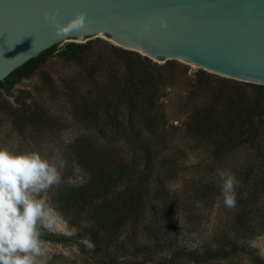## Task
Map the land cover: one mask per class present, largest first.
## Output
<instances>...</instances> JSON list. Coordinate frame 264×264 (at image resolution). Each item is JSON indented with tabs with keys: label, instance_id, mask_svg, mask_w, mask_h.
I'll list each match as a JSON object with an SVG mask.
<instances>
[{
	"label": "trees",
	"instance_id": "obj_1",
	"mask_svg": "<svg viewBox=\"0 0 264 264\" xmlns=\"http://www.w3.org/2000/svg\"><path fill=\"white\" fill-rule=\"evenodd\" d=\"M96 43L101 44L97 65L87 59L93 54L91 51ZM57 49L58 44L17 68L0 81V89L12 96L15 85L34 74ZM65 49L63 53H67L68 59L87 65L86 81L92 85L86 98L72 104L73 111H80L78 115L73 114L75 122L84 123V134L81 141L78 140L83 153L78 151V160L88 177L79 186L63 188L53 201L70 225L80 229V234L45 233L44 240L76 243L85 251L87 244L79 239L88 236L107 262L116 259L112 247L122 236V244L128 243L132 248L139 247L143 235L145 242L168 243V227L175 221L173 218L181 202L189 204L192 201L191 195L185 196L169 186L180 173L179 154L184 147L206 149L219 160L244 146L256 150L257 154L251 155L254 158L249 157L246 168L240 171L245 176L246 188L236 187L235 222L232 229L224 233L228 243L223 240L215 251L225 253L236 248L238 240L241 241L240 229L249 237L263 232L264 227L257 231L249 218L258 213L264 222V194H261L264 192L263 84L227 82L228 94L211 86L215 94L194 105L184 127L187 142L179 147L176 144L178 125L170 123L161 111V98L168 86L167 76L170 80L172 76L168 69L176 70L182 64L167 60L161 65L146 55L98 37L86 42L71 41ZM201 71L202 77L209 75L207 70ZM199 83L194 96L210 86L201 78ZM243 84L254 87L251 95ZM45 108L39 103L36 107L27 104L16 108V113L19 112L17 126L24 129L29 124L58 130L62 121L48 115ZM103 138L111 140L113 146L100 144L98 148L96 144ZM122 146L127 153L121 152ZM91 147L97 148V152L85 154ZM132 154L134 157L130 158ZM257 159L259 161H254ZM190 180L194 188L195 183L203 179ZM208 184L202 185L208 187ZM202 185L195 186L199 190L205 188ZM212 253L214 251L209 250L205 255ZM149 258L153 261V257Z\"/></svg>",
	"mask_w": 264,
	"mask_h": 264
},
{
	"label": "rangeland",
	"instance_id": "obj_2",
	"mask_svg": "<svg viewBox=\"0 0 264 264\" xmlns=\"http://www.w3.org/2000/svg\"><path fill=\"white\" fill-rule=\"evenodd\" d=\"M98 38L117 45L108 35L102 34ZM69 42L71 41L59 43L55 54L42 67L15 85L12 96L6 95L0 89V147H6L16 153L36 151L57 166L61 173V183L41 194V198L48 201L54 208H56L53 203L54 197L61 194L63 188L79 186L88 177L78 160V151L83 153L78 140L80 142L81 135L84 134V123L75 122L73 114L75 112L78 115L80 111L75 109L73 111L72 104L86 98L92 90V85L86 81L87 65L68 59L67 53H63ZM100 45L96 43L91 51L93 54L87 58L96 65ZM87 59L84 60L87 61ZM153 61L156 60L153 59ZM173 61L183 66H178V69L179 67L181 69L179 71L173 68L171 70L170 67V69L168 67L164 69L165 71L168 69L172 76L171 80L167 76L168 86L162 92L164 95L161 98V111L170 123L178 125L179 135L176 144L181 147L187 142L184 128L186 120L196 103L204 102V99L207 100L211 94H215L211 86L213 89H223V94H228V83L238 84L246 83V81L238 79L232 81L229 77L208 70L209 75L205 74L207 76L202 77L201 70L205 69L180 60L173 59ZM156 62L161 65L165 63L164 61ZM184 70H187L186 74L183 73ZM200 78L208 81L210 86L205 92L202 91L194 96L193 93L200 84ZM243 86L251 95L254 87L248 84ZM38 103L46 107L48 115L62 121L58 130L50 131L47 128L33 127L29 124L24 129L17 126L16 119L19 112L16 113L15 109L27 104L36 107ZM100 144L107 147L113 146L111 140L108 141L107 138H103L96 146L99 148ZM125 145L126 142L124 147ZM124 147L120 148L121 152L127 153ZM88 149L85 151L87 155L97 152V148ZM256 154L255 149L244 146L230 156L224 157L223 160H219L211 156L206 149L193 150L184 147L179 154L180 173L171 180L169 186L173 191L185 193V196L191 195L192 201L189 204L181 202L180 210L173 218L175 221L168 227V236H166L168 243L166 244L161 242L163 244L156 245L151 241L145 242V235H143L140 237L139 247L132 248L128 246V243L122 244V236L112 247L117 254L116 259L113 256L115 260L107 262L96 251L92 239L85 236L79 239L87 244L85 251H82L76 243L57 244L46 241L47 254L38 260L43 264H158L157 261L159 264H264V230L258 235L249 237V234L240 229L241 241L238 240L236 248L226 250L225 253L215 251L223 240L228 243L224 233L227 234L235 222V208L229 209L224 205L220 186L224 178L234 174L238 180L236 187L246 188L245 176L241 172L246 168L248 158H254L251 155ZM132 157H134L133 154L130 158ZM192 178L203 179L202 182L197 181L195 185L209 183L206 185L208 187L202 185L205 188L198 190V187L194 185L192 188L190 180ZM58 212L63 217L68 232L78 236L80 229L71 226L67 218L60 211ZM249 218L254 226H257V231L263 229L264 222L261 215L253 213ZM209 250H213L214 253L205 255V252ZM149 257H153V261Z\"/></svg>",
	"mask_w": 264,
	"mask_h": 264
},
{
	"label": "water",
	"instance_id": "obj_3",
	"mask_svg": "<svg viewBox=\"0 0 264 264\" xmlns=\"http://www.w3.org/2000/svg\"><path fill=\"white\" fill-rule=\"evenodd\" d=\"M50 11L61 24L86 11V30L57 37ZM102 34L156 61L264 85V0H0V81L62 41Z\"/></svg>",
	"mask_w": 264,
	"mask_h": 264
},
{
	"label": "clouds",
	"instance_id": "obj_4",
	"mask_svg": "<svg viewBox=\"0 0 264 264\" xmlns=\"http://www.w3.org/2000/svg\"><path fill=\"white\" fill-rule=\"evenodd\" d=\"M86 11L77 12L61 24L58 13H44V20L55 29L57 37L86 30ZM161 27L167 28L162 20ZM61 183L57 166L39 152L10 151L0 147V264H43L38 260L47 254L45 233H60L64 220L41 194ZM234 174L221 184L224 205L234 209L237 204Z\"/></svg>",
	"mask_w": 264,
	"mask_h": 264
},
{
	"label": "bare ground",
	"instance_id": "obj_5",
	"mask_svg": "<svg viewBox=\"0 0 264 264\" xmlns=\"http://www.w3.org/2000/svg\"><path fill=\"white\" fill-rule=\"evenodd\" d=\"M114 41V40H113ZM115 43H118V42H116V41H114ZM63 231H65V232H68V229L66 228V225H65V223H64V230Z\"/></svg>",
	"mask_w": 264,
	"mask_h": 264
}]
</instances>
